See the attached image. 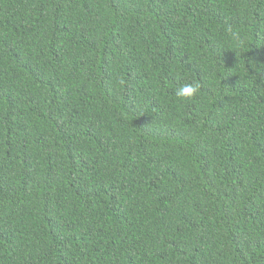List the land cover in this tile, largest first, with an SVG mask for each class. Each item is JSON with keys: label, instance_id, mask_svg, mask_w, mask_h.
Here are the masks:
<instances>
[{"label": "trees", "instance_id": "16d2710c", "mask_svg": "<svg viewBox=\"0 0 264 264\" xmlns=\"http://www.w3.org/2000/svg\"><path fill=\"white\" fill-rule=\"evenodd\" d=\"M0 264H264V0H0Z\"/></svg>", "mask_w": 264, "mask_h": 264}, {"label": "clouds", "instance_id": "9594fccd", "mask_svg": "<svg viewBox=\"0 0 264 264\" xmlns=\"http://www.w3.org/2000/svg\"><path fill=\"white\" fill-rule=\"evenodd\" d=\"M198 91L199 85L189 83L180 86L176 91V95L181 98H191L196 96Z\"/></svg>", "mask_w": 264, "mask_h": 264}]
</instances>
